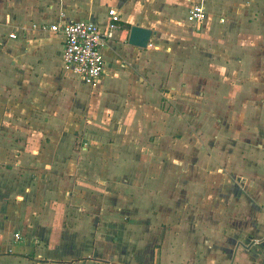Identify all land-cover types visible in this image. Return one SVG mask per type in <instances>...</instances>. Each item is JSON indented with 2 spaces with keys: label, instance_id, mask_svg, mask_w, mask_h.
Instances as JSON below:
<instances>
[{
  "label": "crops",
  "instance_id": "crops-1",
  "mask_svg": "<svg viewBox=\"0 0 264 264\" xmlns=\"http://www.w3.org/2000/svg\"><path fill=\"white\" fill-rule=\"evenodd\" d=\"M110 7L92 86L32 24L104 25ZM260 18L264 0H0V264H111L139 245L157 264H264ZM130 25L154 31L146 48Z\"/></svg>",
  "mask_w": 264,
  "mask_h": 264
},
{
  "label": "built area",
  "instance_id": "built-area-1",
  "mask_svg": "<svg viewBox=\"0 0 264 264\" xmlns=\"http://www.w3.org/2000/svg\"><path fill=\"white\" fill-rule=\"evenodd\" d=\"M188 18L197 24L202 23L206 18L204 5L200 2L192 3ZM120 23V12L110 7L104 25L87 19H70L49 24L33 23L32 28L61 34L64 66L73 75L94 86L104 71L103 46L114 36ZM16 36L14 32L9 34L10 38ZM18 236L19 234L15 233V237Z\"/></svg>",
  "mask_w": 264,
  "mask_h": 264
},
{
  "label": "rangeland",
  "instance_id": "rangeland-1",
  "mask_svg": "<svg viewBox=\"0 0 264 264\" xmlns=\"http://www.w3.org/2000/svg\"><path fill=\"white\" fill-rule=\"evenodd\" d=\"M264 20H262V18H260L259 22L257 23V26L259 27V35H260V38H258V44L257 45H253L257 51L256 54H258V59H259V64H260V71H259V78H260V81L262 84H264ZM216 24H214L215 26ZM217 27V26H216ZM213 37V35H212ZM233 42L236 43V38L233 37ZM213 41V46L215 45H219V39H216L215 40V43H214V40ZM252 46V45H250ZM203 52H202V55H201V60H203ZM217 56H219L218 53H216ZM218 62V61H217ZM248 68V67H247ZM246 68V69H247ZM232 77H234V74H232ZM235 86V84H233ZM198 87H195V89L189 91V92H196L198 91L197 90ZM199 89V88H198ZM202 89V87H201ZM182 90V89H181ZM196 90V91H194ZM183 93H181V96H184V97H188V91H184L182 90ZM184 92H186L187 94H184ZM262 92H263V88H260V94L262 95ZM262 97V96H261ZM198 102L194 103V102H191L193 105L196 106V113H198V116L197 117H194L195 119H197L200 124H203V118H204V111H205V108L203 107V100H199L197 98ZM188 101L187 100H179V107L183 108V105H187ZM171 105V103H169ZM216 108L219 109V106H217ZM193 113V112H192ZM195 113H193L194 115ZM208 114V113H207ZM218 112L216 111L214 115H210L208 114L207 116V119L210 121L208 122L206 125L208 126H212L213 129H214V125L215 123H218V124H222L221 122H217V117H218ZM187 115V114H186ZM247 120L249 119H244L245 122H247ZM241 122V119L239 120L238 122V125L240 124ZM220 126H218L219 128ZM218 128L216 129V131H219ZM231 134H233V131L231 132ZM231 134H227V135H231ZM236 134H234L235 136ZM151 248V252L153 253V257L151 258V261L150 262H146V260L149 258L148 256V252H150L148 249ZM181 251L180 252H185V246H181ZM124 249H126L124 251ZM131 251H133L134 253H131ZM162 253V250L161 248H159V246H148L146 247L145 245H139V246H134V247H116L113 252L111 253L112 257H115L118 261H115V262H112L111 264H124L125 260L124 258H132L135 256V260H133V262L131 264H157L156 261L154 259H156V255H160ZM135 254V255H134ZM123 256V257H122Z\"/></svg>",
  "mask_w": 264,
  "mask_h": 264
},
{
  "label": "water",
  "instance_id": "water-1",
  "mask_svg": "<svg viewBox=\"0 0 264 264\" xmlns=\"http://www.w3.org/2000/svg\"><path fill=\"white\" fill-rule=\"evenodd\" d=\"M128 29V44L139 48H146L154 31L151 28L139 25H130Z\"/></svg>",
  "mask_w": 264,
  "mask_h": 264
}]
</instances>
